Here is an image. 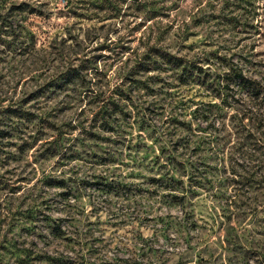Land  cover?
<instances>
[{"label":"rangeland","instance_id":"374dc122","mask_svg":"<svg viewBox=\"0 0 264 264\" xmlns=\"http://www.w3.org/2000/svg\"><path fill=\"white\" fill-rule=\"evenodd\" d=\"M0 264H264V0H0Z\"/></svg>","mask_w":264,"mask_h":264},{"label":"trees","instance_id":"16d2710c","mask_svg":"<svg viewBox=\"0 0 264 264\" xmlns=\"http://www.w3.org/2000/svg\"><path fill=\"white\" fill-rule=\"evenodd\" d=\"M237 77L240 78V82H241L242 84L247 85V84H251V83H252V82H250L248 79L244 78L240 73H237Z\"/></svg>","mask_w":264,"mask_h":264}]
</instances>
